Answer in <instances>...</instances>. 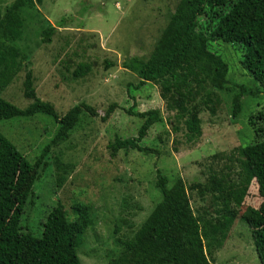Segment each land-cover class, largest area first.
Returning <instances> with one entry per match:
<instances>
[{
    "label": "rangeland",
    "instance_id": "rangeland-1",
    "mask_svg": "<svg viewBox=\"0 0 264 264\" xmlns=\"http://www.w3.org/2000/svg\"><path fill=\"white\" fill-rule=\"evenodd\" d=\"M179 1L44 0L35 9L20 10L22 34L15 44L25 60L1 97L19 110L33 102L22 95L27 66L33 72L35 96L51 104L59 117L80 103L96 112V116L81 114L68 139L50 148V167L34 185V196L21 215L24 231L40 237L42 224L57 202L69 221L75 217L74 204L87 206L92 225L79 236L81 264H108L121 250L122 242L134 236L161 199L155 188L157 169L168 177V187L178 177L183 180L196 215H214L220 205L212 203L211 194L201 197L189 187L206 184L211 173L224 182L236 180V150L255 138L249 117L263 109L264 91L241 68L236 46L221 42L209 45L228 65V84L224 90L196 101L202 134L195 143L186 142L184 125L176 123L174 112L166 111L158 86L149 82L132 88L138 78L122 68V62L131 57L149 59ZM12 2L0 0L2 12ZM48 26L56 31L46 44L42 32ZM80 65H88L89 70L74 78ZM240 92L242 109L233 118L232 98ZM112 105L114 110L104 119ZM132 105L138 112H161L164 123L154 124L141 141L154 152L118 151L111 156L108 144L116 137H135L142 123L126 113ZM56 129L57 123L42 114L0 122V133L28 162L39 156ZM261 202L253 181L242 205H230L235 218L226 228V240L218 237L220 247L213 242L206 248L212 264H260L250 229L241 216L246 208L256 209ZM141 264L167 263L145 258Z\"/></svg>",
    "mask_w": 264,
    "mask_h": 264
},
{
    "label": "trees",
    "instance_id": "trees-1",
    "mask_svg": "<svg viewBox=\"0 0 264 264\" xmlns=\"http://www.w3.org/2000/svg\"><path fill=\"white\" fill-rule=\"evenodd\" d=\"M43 1L13 0L4 12L0 9V122L42 114L57 123L50 143L33 162L19 155L0 133V264H81L77 254L79 236L92 225L87 206L74 204L75 217L69 221L62 204L57 202L42 224L40 237H34L21 226V215L34 196V185L50 167V148L68 139L81 114L96 116L91 106L80 103L59 117L51 104L35 96L33 72L27 66L22 95L33 102L19 110L1 97L25 60L15 44L22 34L20 10L35 9ZM55 31V27L48 26L42 32V42L49 44ZM211 42L236 46L241 68L264 91V0H180L149 59L131 57L122 62V68L138 78L133 89L149 82L158 86L166 111L174 112L176 123H183L187 143L197 142L202 134L196 101L203 95L210 97L213 91L224 90L228 84V65L210 50ZM88 70V65H80L73 76L82 77ZM241 96L242 92L232 98L233 118L241 112ZM114 107H109L104 119ZM126 113L142 123L135 137H116L108 144L111 156L131 150L153 153L141 141L154 124L164 123L160 110L138 112L132 105ZM249 125L255 138L236 150L239 156L236 180L224 182L211 173L206 184L189 187L201 197L211 194L212 203L219 204L220 210L205 217L196 215L183 180L178 177L168 187V177L157 169L155 188L161 195L160 201L134 236L122 242L121 250L108 264H141L145 258L167 264H212L206 248H211L213 242L220 247L218 237L222 242L226 240V228L235 218L230 205H242L253 181L262 202L256 209L246 208L241 219L250 229L259 263L264 264V107L249 117ZM56 168H61L59 161Z\"/></svg>",
    "mask_w": 264,
    "mask_h": 264
}]
</instances>
